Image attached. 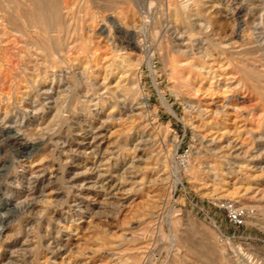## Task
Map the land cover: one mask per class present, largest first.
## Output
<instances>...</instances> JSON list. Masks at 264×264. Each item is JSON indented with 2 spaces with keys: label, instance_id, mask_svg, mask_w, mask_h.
I'll return each instance as SVG.
<instances>
[{
  "label": "rangeland",
  "instance_id": "1",
  "mask_svg": "<svg viewBox=\"0 0 264 264\" xmlns=\"http://www.w3.org/2000/svg\"><path fill=\"white\" fill-rule=\"evenodd\" d=\"M128 1L0 0V264H264V0Z\"/></svg>",
  "mask_w": 264,
  "mask_h": 264
},
{
  "label": "bare ground",
  "instance_id": "2",
  "mask_svg": "<svg viewBox=\"0 0 264 264\" xmlns=\"http://www.w3.org/2000/svg\"><path fill=\"white\" fill-rule=\"evenodd\" d=\"M14 1H16V0H13V3H14ZM23 1L21 0V2H23ZM25 1H26L25 2L26 3V6H27V4L29 6L28 10L27 9L26 10L29 11V12L27 13L25 11L27 14L25 16H23V17H25L24 19L27 22V25L32 30H34L35 32H37L38 36L41 37V39L43 40V41L41 40L42 43H43V47H42L43 50L46 53H48V55H50L51 57H55V55H57V47H58L57 45L63 44V45H65L66 49L69 50V45H70V43L73 42V39H72V37L70 38V36L72 35V33L75 30H69L68 27H65L63 25V23H62V15H61V13H62L61 12L62 11L61 9L62 8L60 7L61 4L59 3V0H25ZM90 2L95 7H97V9L99 8V9L111 10V9H114L116 6H120V5H118L119 4V0H90ZM25 3H21V6L22 5H25ZM15 4H17V3H15ZM22 7H25V6H22ZM233 11H234V14L236 15V17L239 18L240 15H242L241 13H242L243 9L241 7H235V8H233ZM109 23H110V27H113V28H115L116 30H119V31L122 30L120 24L117 23L118 24L117 25V24H115L113 22H109ZM244 23H245V21H244ZM104 30L110 31L109 28L108 29L106 28ZM141 30H142V28H141ZM241 30H243V29H241ZM246 31H247V29H246ZM243 32H244V30H243ZM243 35H245V34H243ZM243 35L242 34L241 35H238L237 34V36L238 37L240 36V38L241 37L243 38ZM131 42H132L131 44L133 45L134 44V41L132 40ZM58 51H59V47H58ZM15 139H17V138H15ZM19 144L23 147V149L34 147L33 146V143L28 142V141H20ZM3 217H4L3 215H0V224L3 221V219H2ZM1 229L2 228H0V231H1Z\"/></svg>",
  "mask_w": 264,
  "mask_h": 264
},
{
  "label": "built area",
  "instance_id": "3",
  "mask_svg": "<svg viewBox=\"0 0 264 264\" xmlns=\"http://www.w3.org/2000/svg\"><path fill=\"white\" fill-rule=\"evenodd\" d=\"M177 160L180 166H185L187 163L185 156H177ZM220 208L225 211L227 221L234 227L243 226L249 215V211L247 209L237 207L231 202L221 203Z\"/></svg>",
  "mask_w": 264,
  "mask_h": 264
}]
</instances>
